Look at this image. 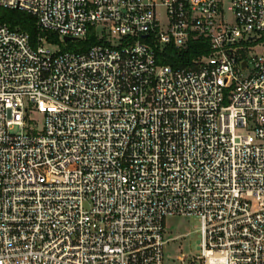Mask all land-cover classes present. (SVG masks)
I'll list each match as a JSON object with an SVG mask.
<instances>
[{
	"label": "built area",
	"instance_id": "obj_1",
	"mask_svg": "<svg viewBox=\"0 0 264 264\" xmlns=\"http://www.w3.org/2000/svg\"><path fill=\"white\" fill-rule=\"evenodd\" d=\"M0 6L96 40L51 52L0 24V264H165L173 215L201 219L190 264H264V48L240 41L264 0ZM200 37L192 65L160 63Z\"/></svg>",
	"mask_w": 264,
	"mask_h": 264
},
{
	"label": "rangeland",
	"instance_id": "obj_2",
	"mask_svg": "<svg viewBox=\"0 0 264 264\" xmlns=\"http://www.w3.org/2000/svg\"><path fill=\"white\" fill-rule=\"evenodd\" d=\"M232 16L230 15V19ZM248 36L242 38L241 45L245 48V56L251 58L261 53L264 48V35H257L259 44L249 42ZM57 43L44 42L43 45L51 52L76 51L84 48V41H67L62 38ZM255 46L251 49L249 46ZM31 118L40 128L43 126V117L38 113H32ZM240 132H244L243 130ZM165 264H190L193 258L200 254L199 242L201 240V219L198 216H168L165 220Z\"/></svg>",
	"mask_w": 264,
	"mask_h": 264
},
{
	"label": "trees",
	"instance_id": "obj_3",
	"mask_svg": "<svg viewBox=\"0 0 264 264\" xmlns=\"http://www.w3.org/2000/svg\"><path fill=\"white\" fill-rule=\"evenodd\" d=\"M4 23L8 24L14 30L28 33L34 47L40 43V38L44 36L51 43L60 41L56 34L43 31L38 26L36 17L26 11L8 9L0 6V24ZM95 41V35L90 33L87 40L84 41V48L80 50H85ZM209 52L208 40L200 37L194 39L183 52H178L173 46H170L160 55V63L170 64L174 67L190 66L194 63L195 59Z\"/></svg>",
	"mask_w": 264,
	"mask_h": 264
},
{
	"label": "water",
	"instance_id": "obj_4",
	"mask_svg": "<svg viewBox=\"0 0 264 264\" xmlns=\"http://www.w3.org/2000/svg\"><path fill=\"white\" fill-rule=\"evenodd\" d=\"M63 40L65 41V42H67V41H70V40H75L74 38H71V37H64L63 38Z\"/></svg>",
	"mask_w": 264,
	"mask_h": 264
}]
</instances>
